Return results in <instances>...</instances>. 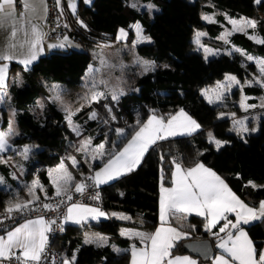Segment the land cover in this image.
Returning a JSON list of instances; mask_svg holds the SVG:
<instances>
[{
    "label": "trees",
    "instance_id": "16d2710c",
    "mask_svg": "<svg viewBox=\"0 0 264 264\" xmlns=\"http://www.w3.org/2000/svg\"><path fill=\"white\" fill-rule=\"evenodd\" d=\"M156 9L147 18L126 0H76L75 14L59 10L65 21L63 33L81 44V50L55 48L45 55L38 56L27 70L20 69L19 84L9 83L6 92L12 101L16 133L12 136L14 149L25 146L30 149L28 158L22 159V183H16L8 175V166L0 162V175L4 185H0V209L9 202H26L31 196L27 192L28 179L36 176L43 191L34 189L39 200L45 204L55 196L46 169L59 161L65 154H71L76 146L78 135L66 126L63 114L53 103L46 100L45 84L58 83L62 97L74 102V94L84 87L82 74L89 62L88 48L112 41L119 27H127L138 21L142 33L148 37L145 42L135 45V51L151 60V68L143 74H133L126 84V90L110 101L107 97L80 106L74 120L81 125V134L88 135L92 143L104 144L103 155L89 165L77 162L76 171L85 173L100 166L110 157L148 115L166 119L176 109H182L200 125L191 134L171 136L158 140L144 153L140 163L131 172L99 185L101 209L107 214L104 219L85 221L81 224H63V231L55 234L50 246L71 257V264H125L126 255L117 253L118 248L130 244L142 245L136 237H124L118 233L120 226L151 231L157 223V195L161 182H169L173 161L183 168L202 163L214 171L241 200L255 206L264 199V116L259 114L252 122L255 131L240 136L232 127L231 118L238 115V107L233 103L227 106L206 102L199 93L200 88L210 87L225 72L237 79L249 78L255 72L252 62L247 61L236 51L220 52L204 58L193 49L192 33L195 28L213 34L220 29L222 15L231 18H248L256 22L252 32L264 39V0H150ZM58 10V9H57ZM211 15L213 22L201 21V12ZM82 21L86 27H82ZM51 35V34H50ZM132 31L127 28L129 41ZM217 39L207 42L216 44ZM230 44L246 53L264 57V44L255 43L242 32L228 37ZM14 66V62H10ZM135 88V91L132 89ZM243 94H260L257 85H242ZM36 100L42 102L40 109ZM108 104L109 119L104 108ZM96 113L95 119H87L89 110ZM232 110L236 115L228 116L223 110ZM6 107L0 104V125L6 124ZM249 122V121H248ZM120 128L123 133L116 135ZM207 132L215 140L225 142L221 147L210 142ZM3 155V154H1ZM4 156V155H3ZM80 156L76 153L75 157ZM20 158V157H18ZM14 160L15 157L12 156ZM17 159V158H16ZM69 168V167H68ZM72 173L73 177H82ZM82 179V180H83ZM47 197V198H46ZM33 200V199H32ZM115 213L116 215H113ZM187 216V219L180 217ZM121 216L130 219H121ZM233 221V214H228ZM187 236L174 242L172 253H186L181 242L185 239L207 238L212 253L217 251L218 239L205 230V220L193 214L179 213L168 220ZM223 221L212 232H219ZM253 242L257 254L263 249L264 218L248 224H241ZM103 234L106 243H85L84 230ZM235 229L232 231L234 232ZM221 237L225 233H220ZM92 237V236H89ZM75 255V260L72 257ZM258 257V255H257Z\"/></svg>",
    "mask_w": 264,
    "mask_h": 264
},
{
    "label": "snow or ice",
    "instance_id": "6c2138e0",
    "mask_svg": "<svg viewBox=\"0 0 264 264\" xmlns=\"http://www.w3.org/2000/svg\"><path fill=\"white\" fill-rule=\"evenodd\" d=\"M87 2V0H86ZM257 3H261L262 0H256ZM57 7L60 5V0H56ZM24 6L26 9L31 5L28 0H25ZM133 8L137 7L136 3L130 5ZM149 9L153 6L148 5ZM69 8L72 9L75 14V3L73 0H69ZM15 11L14 0H0V17L5 19L13 18ZM47 8L45 6V14ZM203 19L209 22H215L212 17L204 16ZM78 23L82 27H86L82 21L78 20ZM229 23L233 25V31H244V27L255 28L256 22L250 20H229ZM238 24L243 27H237ZM67 27V25H65ZM136 34L138 40L147 39L141 35V28L139 24L135 25ZM231 32H227L225 35H231ZM17 35V30L13 28L10 33V38L14 39ZM42 33L35 25L31 28V40L29 44V54L26 58L19 60L18 62L27 66L37 59L38 51L42 49L38 48V45L44 37ZM127 33L123 29H120V33L117 39H121L126 36ZM198 35H203L199 33ZM249 39H254L257 43L264 44V39L257 38L255 36H249ZM67 40V37H65ZM227 42V40L225 41ZM23 46V45H21ZM64 47V44L58 45ZM9 47L15 48V44H10ZM49 47H56V45H49ZM208 52V49H205ZM236 51H241L236 49ZM243 54V53H242ZM14 57L7 52L0 55V60L10 61ZM249 61L253 60L252 56H247ZM256 64L259 68L261 76H264V59L256 58ZM8 63L0 65V92L5 87V81L8 73ZM147 70V69H146ZM255 79V78H254ZM226 80L234 83H239L234 76H227ZM255 83L264 87V80H255ZM221 85H218L220 87ZM231 85H229L230 87ZM55 87V86H54ZM206 95V92L203 93ZM101 93H93L91 99L96 100ZM87 99V97H86ZM113 99H116L113 96ZM220 99V96H217ZM247 97L242 98L241 107H255V105H246L244 100ZM2 100V97H0ZM211 103L212 100L209 99ZM261 107H264L262 103ZM68 111L67 109H65ZM72 112L68 111L66 119L71 124ZM96 113L90 115L91 119H94ZM240 125L237 130L248 131L244 126L243 121L235 122ZM200 127L195 120L188 116L183 110L178 112L174 116H170L166 121L164 118L152 115L148 121L139 127V130L135 132L132 139L128 144L118 152L113 158L109 159L104 167L95 173L93 177H89L95 183V185L104 184L109 180L118 177L125 172H131L140 163L141 158L148 148L155 144L158 140H164L171 136L191 134ZM75 130V129H74ZM118 133H123L122 129L117 130ZM255 131V129H252ZM11 134V121L9 133ZM6 133L0 132V151H2L6 144ZM77 135L79 132L77 131ZM210 142H214L217 148L221 147L223 143L220 140H215L212 134L209 133ZM91 144V140L81 141V147L77 151H88V146ZM104 144L97 145L94 149L100 155H103ZM30 149L25 147L21 155L27 159ZM73 167L77 165L75 157H68ZM174 170L172 171L171 184L172 187L165 188L163 184L160 189V222L161 226L157 227L155 232L146 233L135 230H121V235L128 234L129 238L136 237L144 245L142 248H137L135 244L131 246V262L130 264H196V261L189 259L187 256H177L174 259L169 258L171 249L174 246V242L187 236V233L178 231L175 227L166 226L168 220L171 217L177 216L179 213H191L195 212L198 216H203L206 221L204 227L207 232L214 235L218 239L217 247L222 249L227 254V259L224 255H217L214 260V264H264V251H260L257 254V250L254 247L253 242L248 238V234L243 230L241 224H248L251 220L264 218V201L260 203L259 210L253 209L245 205L232 191L228 188L227 184L211 169L205 167L202 163H196L193 167L183 168L180 163L173 161ZM56 173V175H53ZM49 179L55 187V195L57 197L66 196L68 200L72 199V195L69 193L68 185L72 181V175L65 166L64 161L57 166L56 169L49 170ZM0 183H3V178L0 177ZM37 187L43 191V186L40 185L39 180H34L32 186L28 189L29 195L33 197V200L26 202H9L5 207L4 212L7 217H11L13 213H24L29 211V205L34 200H39L36 196L34 189ZM87 185L84 183L75 184V192L83 194ZM47 198V197H46ZM92 199H99V193L92 197ZM63 203V200L60 201ZM45 210H57L59 204L53 206L52 204H43ZM229 213L235 214V222L228 218ZM113 215H116L113 213ZM106 216V213L99 208L88 207L83 204H71L67 207L64 221H72L75 224H81L82 221H87L89 218L97 219L99 217ZM121 219H130L127 216H121ZM187 219V216L180 217ZM223 221V226L220 227L219 232H212V229L217 226L219 222ZM56 224V220L45 221L43 217H39L35 220H27L25 223L20 224L14 230L7 232L6 239L0 237V260L11 261L16 259L18 264H39L42 257L46 253L48 244V235L51 229V225ZM61 231H63V224L57 225ZM235 229V232L232 230ZM225 233L224 237L220 236V233ZM107 237L102 236L99 233L94 234L92 237H85V243H106ZM13 249H20L19 255H17ZM258 255V258H257ZM75 260V255L72 257V261ZM63 264H71L68 259L63 261Z\"/></svg>",
    "mask_w": 264,
    "mask_h": 264
},
{
    "label": "rangeland",
    "instance_id": "374dc122",
    "mask_svg": "<svg viewBox=\"0 0 264 264\" xmlns=\"http://www.w3.org/2000/svg\"><path fill=\"white\" fill-rule=\"evenodd\" d=\"M132 3H136L137 7L136 10H139L140 12H143V6H146L145 11L143 12L144 16L147 18L150 17V14L152 11L156 9L155 4L152 2L147 3L146 5L144 4L143 0H127L126 5L130 6ZM152 5L153 7L149 9L147 6ZM200 15L201 21H208L203 19L204 16H209V14L202 13ZM223 20L219 22L220 29H215V32L211 34L210 32H207L204 29L200 28H195L192 33V41H193V49L197 50L201 53V55L204 58H207L209 56H213L217 53L220 52H230L234 51L236 49H240L237 46H234L229 43L228 37L229 35H225L227 32L231 33H236V32H241V31H233V25L229 23V20H236V21H241L243 20H250L248 18H231L227 17L224 14L222 15ZM251 21V20H250ZM139 24L138 21H133L130 22L127 27H119L116 30L115 36L113 38V43L112 41L106 44H98L91 46L88 48V52L90 55L89 62L86 65V68L81 76L82 78V84H83V89L80 92H77L74 94V102H72L71 99H66L62 97L60 93V85L58 83H46L45 84V91H46V96L44 97L46 100L50 101L53 103V105L62 112L63 114V119L66 124V126L70 129V131L74 134L77 135V131L79 132L78 139L76 140V146L73 149L71 154H65L64 160L65 162L69 165L66 168L68 171L71 173H77L78 175H84V172L82 170L76 171L75 167L72 166L71 161L68 159V157H75L76 153H78L80 156L75 157L78 163L84 164V165H89L92 161L96 160L99 156L97 152L94 151L97 145H100L101 143H92L88 146V151H77L81 147V141H85L90 139L88 135H83L81 134V125L77 123V121L74 120V114L79 110L80 106L86 105L89 102H93L95 100H92L91 97L93 93H101L98 98H103L107 97L111 102L114 101L113 96L117 97L120 94H122L126 90V84L129 79H131L133 74H143L150 70L151 68V60L147 57H143L140 54H138L135 51V45L140 42H144L143 40H138L137 34H136V28L135 25ZM140 26V24H139ZM237 27H243V25L238 24ZM127 28H130L132 31V38L129 41H125L126 36H124L121 39H117V36L120 33V29H123L125 33H127ZM141 28V26H140ZM252 27H244V33L246 36H255V34L252 32ZM199 33H203V35H198ZM141 35L143 37L145 36L142 32ZM49 38L52 39L53 42H55L57 45L56 47L58 48H68V49H73V50H81L82 46L77 42L76 40H72L68 34L65 32L61 36H48ZM65 37H67V40H65ZM215 38L217 39V43L210 44L207 42L208 38ZM148 39V37H147ZM227 40V42H225ZM254 41V39H251ZM64 44V47H59L58 45ZM205 49H208L209 51L206 52ZM241 51H238L241 56H243L247 61V56H252L254 59L251 60L250 62L253 63L255 67V72L251 73L249 78L245 79H237L236 80L239 83H234L226 80L227 76H233L229 72H225L223 76L214 84L210 87L206 88H200L199 93L203 97V99L209 102V99L212 100V104H221V105H229V104H235L238 107V115H236L232 110H223L222 113H225V115L228 116H233L236 115V118H231V125L234 127L236 130L240 128V125L235 123L237 121H243L246 122L248 119L250 121H253L259 114L264 116V107H261L262 103H264V87H261L259 84L255 83V80H264V76L260 75L259 68L257 67L256 64V58L264 59L263 57H260L255 54L251 53H246L242 49ZM243 53V54H242ZM147 69V70H146ZM13 77H9L8 84L12 80ZM255 78V79H254ZM257 85L261 88L262 93L256 97L253 98V103L248 104L247 100H244V103L246 105H255V107H248L246 110L245 108L241 107V101L242 98L246 97L243 95L241 91V86L242 85ZM218 85H221L218 87ZM229 85H231L229 87ZM55 86V87H54ZM132 91H135V88L132 89ZM206 92V95L203 94ZM217 96H220V99H217ZM0 97H2V100H0V104L6 107V124L4 126L0 125V132L2 133H9L10 129V121H11V134L6 135V141L7 144L5 148L0 151V162L1 163H6L8 166V175L16 182V183H22L23 178H20V174L22 172L23 164H22V159L24 158L21 153L24 151L25 146H21L17 149H14V146L12 144V136L17 131L16 125H15V119H14V114H13V109L10 108V105H12V101L8 95V92H0ZM87 97V99H86ZM97 98V99H98ZM42 106V102L39 100H36V107L40 109ZM104 108L106 109V114L109 119H112V115L109 113L108 109V104L104 103ZM72 112L73 115L71 116V124L69 123L68 119H66V116L68 115V111ZM94 112L93 109L89 110L86 118L91 119L90 115ZM95 113V112H94ZM96 118V117H95ZM94 118V119H95ZM251 123V122H250ZM250 123L244 124L245 127L250 130ZM235 125V126H234ZM247 125V126H246ZM75 129V130H74ZM117 128L115 130L116 135H119ZM240 132H247V131H240ZM180 136V135H176ZM207 138L209 139V132H207ZM210 140V139H209ZM214 143V142H213ZM215 144V143H214ZM3 154V155H1ZM12 156L15 157V159H12ZM20 157V158H18ZM17 158V159H16ZM61 163L59 161L58 163L54 164L53 166H50L46 169V174L48 176V180L53 186L51 180L49 179V170L50 169H56L57 166ZM53 175H56V173H53ZM1 177V175H0ZM34 180H37L36 176H31L28 179V186L26 188L27 192L28 189L32 186V182ZM5 182L0 183V185H4ZM56 190V189H55ZM33 197L31 196L30 200H32ZM20 202V201H19ZM23 202V201H21ZM90 207L93 208H99L96 205L89 204ZM100 209V208H99ZM104 217H99L95 220H100L105 218ZM88 220H94V219H88ZM71 223V222H68ZM72 224V223H71ZM124 229L123 226L119 227V230ZM93 236L96 234L95 232L84 230V236ZM103 236V234H101ZM116 250V248L114 247ZM61 262L60 264H63V261L65 259H68L71 262V257L68 255H65L61 253Z\"/></svg>",
    "mask_w": 264,
    "mask_h": 264
},
{
    "label": "crops",
    "instance_id": "0c3cea01",
    "mask_svg": "<svg viewBox=\"0 0 264 264\" xmlns=\"http://www.w3.org/2000/svg\"><path fill=\"white\" fill-rule=\"evenodd\" d=\"M85 3L86 0H83ZM88 1V0H87ZM127 1V0H126ZM144 1V4L146 5L147 3H150L151 1L150 0H143ZM24 2L25 0H17L15 2V11H14V15H13V18H9V19H5L3 17H0V55L4 54V53H8L10 55H12L14 57V59L10 60V61H3V60H0V65L4 64V63H8L9 67H8V73H7V78H6V81H5V87L3 89V92H5L6 90V87L8 85V80H9V77H13L12 80L10 81L11 83H15V84H19L20 81H21V78H20V69H25V65L19 63L18 61L21 60V59H24L28 56L29 54V44H28V41L31 40V28L33 25H35L42 33H44V37L42 39V41L40 42V44L38 45V48L39 49H42L41 51H38L37 53V57L38 56H41V55H45L47 54L49 51L55 49V48H58V47H49V45H57L55 42L52 41L51 38H49L48 36H52L50 35V33L47 31L46 29V26H45V21H44V17H45V1L44 0H28V3L31 5L30 8L26 9L25 6H24ZM73 2L75 3V9H76V0H73ZM55 4H56V0H55ZM56 7H57V4H56ZM131 7V6H130ZM58 11L59 10H62L64 12H70V13H73L72 9L69 8V0H60V5L59 7H57ZM136 9V8H135ZM143 10L141 11H145L146 9V6H143L142 8ZM139 11V10H138ZM142 12V13H143ZM261 16H264V13L263 14H260ZM62 16V15H61ZM65 22V21H64ZM13 28H15L17 30V35L14 39L10 38V33L11 31L13 30ZM255 37L259 38L257 35H255ZM132 38V37H131ZM148 39H144V42L147 41ZM255 43H257L255 40L253 41ZM10 44H15L16 47L15 48H12V47H9ZM23 45V46H21ZM236 51V50H234ZM238 52V51H236ZM239 53V52H238ZM240 54V53H239ZM262 57V56H260ZM264 58V57H263ZM14 62L15 65L14 66H11L10 65V62ZM29 66V65H28ZM27 66V67H28ZM219 80V79H218ZM218 80H215L218 81ZM262 93V90L260 88V94ZM260 94H257V95H254V94H243L244 96L247 97V103L248 104H252L253 103V98L260 95ZM182 109H176L173 113H171L166 119L165 121L170 117V116H174L176 115L178 112H180ZM185 112V111H184ZM186 113V112H185ZM187 114V113H186ZM188 115V114H187ZM152 116V115H148L147 117H145L138 125L137 127L133 130V132L126 138V140L120 145V147L110 156L108 157L100 166L94 168L93 170H91V177H93L95 175L96 172L100 171L104 165L108 162L109 159L113 158L118 152H120L121 150H123V148L128 144V142L132 139V136L135 134L136 131L139 130V127L142 126L144 123H146L149 119V117ZM189 116V115H188ZM191 117V116H190ZM233 117V116H232ZM236 118V116H234ZM192 118V117H191ZM234 118V119H235ZM193 119V118H192ZM194 120V119H193ZM249 121V122H248ZM251 122V123H250ZM250 123V127H249V131L243 133V132H240V136H243V135H246L247 133L249 132H253L252 129H255V126H254V123L252 121H250V119H248L246 122H244V124H247ZM246 125V126H247ZM235 126V125H234ZM245 126V125H244ZM182 135H186V134H182ZM216 145V144H215ZM196 164V163H195ZM194 164V165H195ZM194 165L190 166V167H193ZM205 166V165H204ZM190 167H187V168H190ZM206 167V166H205ZM208 168V167H207ZM210 169V168H209ZM174 170V164L172 165L171 167V172H170V179H169V182L167 183H159V186H158V195H157V223L155 225V227L149 231V232H146V233H152V232H155L156 228L161 226V222H160V189H161V185L163 184V187L165 188H170L172 187V184H171V177H172V171ZM116 178V177H115ZM114 178V179H115ZM82 177H73L72 181L69 183V185L75 189V184L76 183H82ZM113 180V179H112ZM111 181V180H109ZM109 181H107L106 183H108ZM105 184V183H104ZM226 184V183H225ZM102 185V184H100ZM99 186V185H98ZM54 187V186H53ZM229 188V187H228ZM233 193V192H232ZM234 194V193H233ZM236 195V194H235ZM237 196V195H236ZM238 197V196H237ZM239 198V197H238ZM240 199V198H239ZM241 200V199H240ZM245 205H247L248 207L250 208H253V209H256V210H259V207H260V203L262 201H264V199L260 200L255 206H251V205H248L247 203H245L243 200H241ZM80 204H83V205H86L88 207L89 204H85V203H80ZM71 204L67 205V207H69ZM67 207H66V211H65V215H66V212H67ZM101 211H103L101 208H100ZM104 212V211H103ZM105 213V212H104ZM183 214H193V215H196L195 212H191V213H183ZM229 214H233V222H235V214L234 213H229ZM198 216V215H196ZM106 217H107V214H106ZM105 217V218H106ZM199 217H203V216H199ZM39 217H30V218H26L24 220H21L19 222H17L16 224L10 226L9 228H7L5 231L1 232L0 233V237L2 238H7L6 237V234L7 232L9 231H12L14 230V228L18 227L20 224H23L25 223L27 220H35ZM204 218V217H203ZM91 219V218H89ZM104 219V218H103ZM258 220V219H256ZM45 221H48V220H45ZM87 221H96V220H87ZM251 221H254V220H251ZM250 221V222H251ZM68 222H71L72 224H75L73 223L72 221H67L65 222L64 221V217L62 219V223H68ZM85 221H82L81 223H83ZM69 223V224H71ZM206 223V221H205ZM166 226H171V227H174L172 225H169L167 224ZM124 229L126 230H135V231H141V232H145L143 230H140V229H137V228H132V227H127V226H123ZM242 227V226H241ZM176 228V227H175ZM243 230L245 231L244 227H242ZM178 231H181L183 233H185L184 231L176 228ZM235 232V230H234ZM246 232V231H245ZM118 233L121 235V232L120 230L118 229ZM124 237H129L128 234H125V235H122ZM134 237V236H133ZM249 238V237H248ZM195 239V238H194ZM196 239H201V238H196ZM250 239V238H249ZM186 240V239H185ZM184 241V240H183ZM133 244H130L127 248H118L116 249V252L117 253H122V254H125L126 255V262L125 264H130L131 262V246ZM137 248H142L144 247V245H136ZM13 251L19 255L20 253V249H13ZM262 251H264V240H263V249ZM217 255H224L227 259H230V257H227V254L223 252L222 249L218 248L217 247V251L212 253L205 259H201L199 257H196L188 252L186 253H172L170 254V257L171 259H174L175 257L177 256H187L189 257V259L191 260H194L196 261V264H214V260H215V257ZM258 258V257H257ZM61 262V261H60ZM0 264H5L4 263V260H0Z\"/></svg>",
    "mask_w": 264,
    "mask_h": 264
},
{
    "label": "built area",
    "instance_id": "2783aa9c",
    "mask_svg": "<svg viewBox=\"0 0 264 264\" xmlns=\"http://www.w3.org/2000/svg\"><path fill=\"white\" fill-rule=\"evenodd\" d=\"M16 1L17 0H14V3ZM44 1L47 8V13L44 17L46 29L52 36H61L65 29V22L61 14H59L57 10L55 0ZM89 177H91V172L85 173L82 183H84L88 187H86L83 194L75 192V189L68 185L69 193L72 195L71 200H68L66 196L57 197L56 195L49 198L47 203L52 204L53 206L59 204V208L57 210H45L42 203H36L35 206L29 208L31 209L29 211H26L24 213H13L11 217H7L4 209H0V233L5 231L10 226L16 224L17 222L30 217H43L48 221L56 220V224H52L50 226L52 231L47 233L48 244L46 253L42 257V260L39 262V264H60V253L57 249L50 246V241L52 240V237L60 231V228L57 227V225L62 223L67 205L85 203L96 205L97 207L101 208L100 188L99 186L95 185L94 181L92 179H89ZM97 193H99V199H92V197ZM61 200H63V203H60ZM4 263L18 264L15 258H13L11 261L4 260Z\"/></svg>",
    "mask_w": 264,
    "mask_h": 264
},
{
    "label": "water",
    "instance_id": "95a60500",
    "mask_svg": "<svg viewBox=\"0 0 264 264\" xmlns=\"http://www.w3.org/2000/svg\"><path fill=\"white\" fill-rule=\"evenodd\" d=\"M181 246L186 252L201 259L207 258L212 252L210 242L207 238L186 239L181 242Z\"/></svg>",
    "mask_w": 264,
    "mask_h": 264
}]
</instances>
